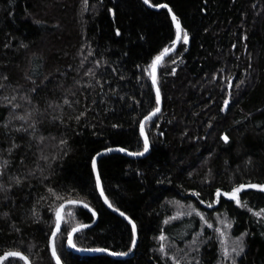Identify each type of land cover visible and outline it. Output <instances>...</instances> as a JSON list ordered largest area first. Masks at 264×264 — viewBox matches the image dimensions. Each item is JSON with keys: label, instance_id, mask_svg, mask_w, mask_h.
I'll list each match as a JSON object with an SVG mask.
<instances>
[{"label": "trees", "instance_id": "16d2710c", "mask_svg": "<svg viewBox=\"0 0 264 264\" xmlns=\"http://www.w3.org/2000/svg\"><path fill=\"white\" fill-rule=\"evenodd\" d=\"M157 3L169 4L188 41L181 38L158 68L162 103L145 125L149 152L97 161L105 195L137 225L134 252L125 259L73 255L68 231L94 220L67 207L57 255L62 264H194L196 240L201 264H231L221 249L230 251L246 231L237 264H264V219L215 195L218 187L264 182V0L150 2ZM174 39L167 13L141 0H0V255L18 250L30 264H55L48 243L54 210L65 200L97 215L92 228L74 235L76 248L130 252L131 227L102 204L91 157L117 145L142 150L140 121L156 107L144 70ZM240 198L264 208L258 189ZM189 205L213 227L188 215Z\"/></svg>", "mask_w": 264, "mask_h": 264}, {"label": "snow or ice", "instance_id": "6c2138e0", "mask_svg": "<svg viewBox=\"0 0 264 264\" xmlns=\"http://www.w3.org/2000/svg\"><path fill=\"white\" fill-rule=\"evenodd\" d=\"M150 2H151V0H143L144 4H150ZM84 3H86V0H84ZM152 7H155V8L163 7V8L168 10V12L171 14L172 22L176 26V39L172 40L170 46H166L163 51H161L158 55H156L152 59L150 65H149L150 70L149 69L144 70L145 72H147V75L152 80V87L155 88L156 107H154L152 109V111L149 112L148 115L145 116L143 118V120L140 121V136L143 137V148H142V150L130 152L128 148L117 145L115 148L104 147L100 152H96V154L91 157V166H92L93 173H95L96 188L99 189L100 195L104 198V202H105V204L108 205L109 208H114L115 206L112 202L109 201L108 196L105 195L104 189L102 187L100 173L97 170V157H99L102 153H109L112 151H119L121 153H125V154L131 155V156H143V155H145V153H147L149 151L150 140H149V137H148V135H146L145 130H144L145 129V123L147 121H149L153 115H155L157 112L160 111L159 105H160L161 96H160V88L158 87V81H157V77H156V69L159 65V62L162 60V58L168 52L172 51V49L176 46L177 42L181 40V38L183 39L184 43H187V41H188V33L181 27L180 19L173 12L172 8L169 6L168 3L152 4ZM116 34L120 35V29L119 28L116 29ZM97 63H99V62H97ZM137 67H140V66L138 65ZM33 91H35V89H33ZM65 103H68V101L65 100ZM223 103L225 106H228L229 100L225 99ZM13 107H15V105H13ZM81 115H83V113H81ZM23 118L24 117H22V119ZM77 119H79V117H77ZM112 127L115 128V127H118V125H112ZM161 135H163V133H161ZM40 139L42 140L43 137H40ZM222 139L225 143H228L229 136L225 134L222 136ZM60 143L62 145H64L67 142L65 140H61ZM13 147H15V145H13ZM15 182H16V184H20L21 179L19 177H17V178H15ZM249 188L250 189H258V190L264 192V182H251V181H249L247 183H239V184L233 186L230 191H222V189L218 187L215 190V195L217 197V200L221 196L228 197L232 201H234L240 208L247 209L249 212H252V214L254 216L261 218V219H264V208H261L259 210H253V208L249 207L247 201H242L240 198V194H241L242 190L249 189ZM0 190H4L2 185H0ZM49 191L51 192L53 190L49 189ZM194 194L197 197H199V195H200L199 192H196ZM58 199H59V197H58ZM213 202H217V201H213ZM80 203L81 202L78 200H65L64 203L59 204V206L56 207L54 210L55 225L51 229V237H50L49 243L52 246L51 254H52V257L56 260V264H61L60 257L57 255V249H56V245H55V237L61 231V222L63 219V217L61 215V209L64 208L65 204H80ZM201 203H204V201H201ZM84 206L88 207L87 204H85ZM209 206H211V205H209ZM189 207L191 208V212L187 213L188 215H191L192 212H195L196 215L200 216V219L203 221L204 224H206L209 228L213 227V225L210 224L208 222V220L204 218L202 213H200L196 208L192 207L191 205H189ZM49 210L52 211L53 209L50 208ZM115 211L119 212L121 216L125 217V219L128 220L129 224L131 225V243H132V246L135 247L136 235H137V225H136L135 221L132 220L131 217L127 216L126 213L121 211L118 207H115ZM5 215H7V214L5 213ZM95 215H96V212H95V210H93V216H95ZM180 215H184V213L178 212L177 216H180ZM174 218L175 217H172L170 219H174ZM165 222L167 223V221H165ZM222 223H224L225 227H227V228L232 227L231 221H222ZM84 227H86V225H83V224L79 225V228H84ZM78 230H79L78 228L74 227L70 231H68V233H67L68 245L72 248L76 247V245L73 243V233L77 232ZM215 231L220 233L221 237H223L224 233L220 228H216ZM245 235H247L246 231L241 232L239 236L235 237V240L233 242V247L231 248L230 251L226 247H222V249H221L222 257L224 259H229L231 261V264H237L236 257L241 256V254L244 253V251H245V240H244ZM262 235H264V233H262ZM159 238L161 240L164 239L163 231L161 232V235ZM200 242H203V241H200ZM192 243L194 245H196V247L191 249L194 253V255L192 256L191 259H192V261H194V264H201V260L198 258L199 243L196 240H194ZM222 244H223V240H222ZM160 248H161V250H163L164 245L161 244ZM94 250L95 251H101V252H108L109 251L108 248H98V249H94ZM129 251H131V248L129 249ZM112 254L113 255H123L124 253H112ZM6 258H18L19 260L24 261L25 264H28V262H29V257L27 255H25L23 252L18 251V250L4 251L3 254L0 255V261H5ZM175 264H181L180 260L177 259L175 261Z\"/></svg>", "mask_w": 264, "mask_h": 264}, {"label": "water", "instance_id": "95a60500", "mask_svg": "<svg viewBox=\"0 0 264 264\" xmlns=\"http://www.w3.org/2000/svg\"><path fill=\"white\" fill-rule=\"evenodd\" d=\"M141 1L143 2V0H141ZM143 4H144V3H143ZM144 5H145L147 8L152 9V10H155V11H158V10H164V11L167 13V15H168L170 21L172 22L171 14L168 12L167 9H165V8H163V7H161V8H155V7H152L151 4H144ZM172 25H173L174 30H175V39H176V26H175V24H174L173 22H172ZM179 43H180V41H178L177 44H176V46L172 49V51L168 52V53L162 58V60L159 62V65H158V67H157V69H156V77H157V71H158L159 66L162 64V62H163L166 58H168L170 55H172V54L176 51V49H177ZM151 83H152V80H151ZM154 92H155V88H154ZM161 103H162V100H161V98H160V105H159L160 110H161ZM159 112H160V111H159ZM159 112H157L155 115H153V116L151 117V119L145 123V125H146L148 122H150V121H151V120H152V119H153V118H154ZM142 140H143V137H142ZM148 152H149V151H148ZM148 152L145 153V155H143V156H131V155H127V154H125V153H121V152H119V151H112V152H109V153H102L99 157H97V161H98V159H99L100 157L105 156V155H109V154H112V153L124 154V155H126V156H128V157H130V158H141V157H145V156L148 154ZM94 177H95V173H94ZM95 181H96V180H95ZM96 190H97L98 196H99V198H100L102 204L105 206V208H106L107 210H109L110 212L114 213L115 215H117L118 217H120L121 219H123L125 222H127V223L129 224L128 220H126L125 217L121 216L120 213L117 212V211H115L114 208H109L108 205L105 204V202H104V198L100 195V191H99V189L96 188ZM84 205H85V204H84L83 202H81L80 204H65L64 208L61 209V215H62V216H63V212H64V210H65L67 207H79V208L83 209L84 211L88 212L89 214H91V216L93 217V220H94V221H93L92 224L86 225V227H84V228H79V226H76V228H78L79 230H78L77 232L73 233V237H74V235H75L76 233H78V232H80V231H83V230H87V229L92 228V227L95 225L96 221H97V215L93 216V210L90 209L89 206H88V207H85ZM129 225H130V224H129ZM130 227H131V225H130ZM50 237H51V236H50ZM55 238H56V237H55ZM49 240H50V238H49ZM136 242H137V235H136ZM135 246H136V245H135ZM48 247H49L50 255H51V257H52V254H51V248H52V246L50 245V243H48ZM67 249H68L73 255H76V256H95V255H101V254H104V255H109V256H111V257H113V258H115V259H125V258H128V257H131V256H132L135 247L131 246V251H130L128 254H124V255H113L112 252H109V251H108V252H101V251H95L94 249H79V248H76V247H75V248H72V247H70V246L68 245V237H67ZM7 259H9V258H6V260H7ZM16 259H18V258H16ZM52 259H53L54 263L56 264V260H55L53 257H52ZM3 262H4V261H0V264H2ZM22 262L25 264L24 261H22ZM28 264H30V262H28ZM61 264H62V263H61Z\"/></svg>", "mask_w": 264, "mask_h": 264}, {"label": "rangeland", "instance_id": "374dc122", "mask_svg": "<svg viewBox=\"0 0 264 264\" xmlns=\"http://www.w3.org/2000/svg\"><path fill=\"white\" fill-rule=\"evenodd\" d=\"M222 197H224V196H222ZM224 198H225V199H230V198H228V197H224ZM216 199H217V197H216ZM230 200H231V199H230ZM221 222H222V219H219V220H218V224L221 223ZM232 245H233V244H232Z\"/></svg>", "mask_w": 264, "mask_h": 264}]
</instances>
